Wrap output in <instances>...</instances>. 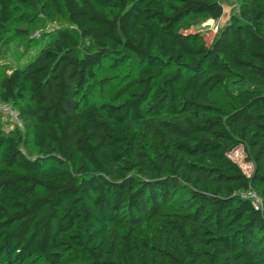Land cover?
I'll return each mask as SVG.
<instances>
[{
	"label": "trees",
	"instance_id": "obj_1",
	"mask_svg": "<svg viewBox=\"0 0 264 264\" xmlns=\"http://www.w3.org/2000/svg\"><path fill=\"white\" fill-rule=\"evenodd\" d=\"M238 1L207 45L180 27L220 0H0V58L14 24L57 26L0 75L22 123L0 113V264H264V0ZM128 57L137 77L91 102Z\"/></svg>",
	"mask_w": 264,
	"mask_h": 264
},
{
	"label": "rangeland",
	"instance_id": "obj_2",
	"mask_svg": "<svg viewBox=\"0 0 264 264\" xmlns=\"http://www.w3.org/2000/svg\"><path fill=\"white\" fill-rule=\"evenodd\" d=\"M220 2L223 5V16L219 20H213L206 16L192 17L181 25V32L184 34H197L204 39L207 45H210L219 31L229 23L232 16L239 14L240 4L238 0H220ZM56 28L55 24L42 19L36 24H14L13 29L26 30L27 35H17L14 32L7 35L3 44L2 57L0 58V75L10 74L15 69L22 68L35 59L41 49L47 46L50 40L49 37ZM87 48L89 50L94 49L90 42L81 41V53ZM112 64V61L105 62L96 71V79L90 97L91 102L98 105L111 103L117 91L129 80L137 77L138 66L131 57H128L116 67H113ZM103 81H106L105 85L101 84ZM217 96L224 98L222 92L217 93ZM11 128L12 126L8 127L7 131ZM30 153L32 152L30 151ZM33 154L34 156L38 155L36 149L33 150ZM232 158L240 164L248 176L252 175L253 166L245 161V154L242 149L237 150ZM36 264L43 263L38 261Z\"/></svg>",
	"mask_w": 264,
	"mask_h": 264
},
{
	"label": "built area",
	"instance_id": "obj_3",
	"mask_svg": "<svg viewBox=\"0 0 264 264\" xmlns=\"http://www.w3.org/2000/svg\"><path fill=\"white\" fill-rule=\"evenodd\" d=\"M0 113L3 114V122L7 124V126L11 127L12 124L22 125L19 114L13 108V106L9 104H1L0 103ZM243 198L251 199L253 201L254 206L259 209L262 206V201L258 194L254 190H249L242 194Z\"/></svg>",
	"mask_w": 264,
	"mask_h": 264
}]
</instances>
